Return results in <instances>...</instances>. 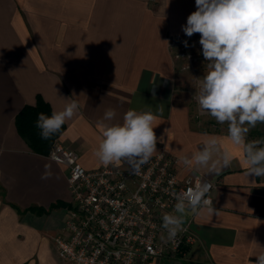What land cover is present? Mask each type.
Wrapping results in <instances>:
<instances>
[{
    "label": "crops",
    "instance_id": "0c3cea01",
    "mask_svg": "<svg viewBox=\"0 0 264 264\" xmlns=\"http://www.w3.org/2000/svg\"><path fill=\"white\" fill-rule=\"evenodd\" d=\"M196 10L195 0H0V264H59L53 237L65 233L70 207L66 168L32 151L15 125L16 114L34 105L37 95L52 112L68 98L78 102L53 145L72 148L86 169L105 166L94 151L107 109L117 113L113 123H122L129 109H162L153 122L157 152L168 145L179 179L214 181L217 212L189 213L184 225L195 242L184 256L161 264H255L264 248V176L247 177L243 153L228 140L227 128L196 123L191 105L176 93L169 39L185 34L182 26ZM198 66L195 109L197 79L207 71ZM213 136L233 156L219 175L179 162ZM46 164L52 175L42 180Z\"/></svg>",
    "mask_w": 264,
    "mask_h": 264
},
{
    "label": "clouds",
    "instance_id": "9594fccd",
    "mask_svg": "<svg viewBox=\"0 0 264 264\" xmlns=\"http://www.w3.org/2000/svg\"><path fill=\"white\" fill-rule=\"evenodd\" d=\"M196 11L187 17L182 31L191 37L199 33L202 55L207 61L205 75L198 78L195 95L198 108L218 124L227 125V138L244 157L246 176H264V138L248 140L250 129L264 124V0H195ZM188 47V42H183ZM62 110L50 116L40 113L37 127L43 139L50 138L73 119L79 104L70 100ZM162 109L153 112L129 109L122 123H113L115 109H107L99 124L101 138L94 151L105 166L126 161L134 170L157 152L158 138L154 121ZM168 145L165 146L167 150ZM232 154L221 148L216 137L205 140L200 149L180 158V163L205 175H219L231 165ZM50 165H45L42 180L51 177ZM213 185L197 179L193 187L175 195L173 212L162 217V228L168 241L175 242L184 230L189 213L216 214L210 198ZM260 248V247H259ZM255 264H264V248Z\"/></svg>",
    "mask_w": 264,
    "mask_h": 264
},
{
    "label": "built area",
    "instance_id": "2783aa9c",
    "mask_svg": "<svg viewBox=\"0 0 264 264\" xmlns=\"http://www.w3.org/2000/svg\"><path fill=\"white\" fill-rule=\"evenodd\" d=\"M200 34L169 39L170 53L183 68L205 66ZM184 41L188 42L185 47ZM264 132V130H263ZM48 157L66 168L70 207L64 234L53 237L57 256L68 264H161L162 259L184 256L195 235L184 225L175 242L164 237L162 217L174 209L175 195L193 187L201 175L177 177L176 159L163 148L134 170L132 166L86 169L77 153L55 142Z\"/></svg>",
    "mask_w": 264,
    "mask_h": 264
},
{
    "label": "trees",
    "instance_id": "16d2710c",
    "mask_svg": "<svg viewBox=\"0 0 264 264\" xmlns=\"http://www.w3.org/2000/svg\"><path fill=\"white\" fill-rule=\"evenodd\" d=\"M44 113L50 116L52 110L50 105L44 101L40 96H36V102L34 105H24L15 116V125L20 136L25 140L29 148L39 154L48 155L49 151L53 146L54 140L57 138L59 133L64 129L65 124L62 126L59 132L53 134L48 139L41 137V130L36 126L38 115ZM259 139L264 138V132H259ZM183 251H187L188 247L184 246ZM181 256L180 254L178 255Z\"/></svg>",
    "mask_w": 264,
    "mask_h": 264
},
{
    "label": "rangeland",
    "instance_id": "374dc122",
    "mask_svg": "<svg viewBox=\"0 0 264 264\" xmlns=\"http://www.w3.org/2000/svg\"><path fill=\"white\" fill-rule=\"evenodd\" d=\"M176 67L178 69L177 71V78H178V85L176 86V93L180 94V96L184 99L185 102L189 103L192 108V114H193V119L195 120L196 123L200 125H213L215 126L216 129H221V128H227L226 124H218L211 116H209L207 113H201L198 112L199 109H195L194 105V99H193V85L194 82H196V78L201 75L199 69L195 70L193 67L190 68H183L184 61L183 59H179L176 62ZM206 66V65H205ZM198 67H203L204 66H198ZM203 74V72H202ZM264 130V124H258L255 128L250 129L247 139L248 140H256L259 139L260 135L258 134L259 132H262ZM58 257V256H57ZM59 259V264H65V261L62 259Z\"/></svg>",
    "mask_w": 264,
    "mask_h": 264
}]
</instances>
